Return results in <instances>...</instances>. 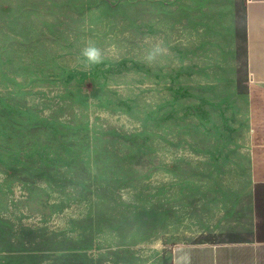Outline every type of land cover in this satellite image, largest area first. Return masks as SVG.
I'll return each mask as SVG.
<instances>
[{
	"label": "rangeland",
	"instance_id": "obj_1",
	"mask_svg": "<svg viewBox=\"0 0 264 264\" xmlns=\"http://www.w3.org/2000/svg\"><path fill=\"white\" fill-rule=\"evenodd\" d=\"M245 3L0 0V264H172L226 223L264 131Z\"/></svg>",
	"mask_w": 264,
	"mask_h": 264
},
{
	"label": "crops",
	"instance_id": "obj_2",
	"mask_svg": "<svg viewBox=\"0 0 264 264\" xmlns=\"http://www.w3.org/2000/svg\"><path fill=\"white\" fill-rule=\"evenodd\" d=\"M245 45L251 82L264 87V0H246ZM259 131V130H258ZM248 149L249 191L210 237L172 249V264H264V131Z\"/></svg>",
	"mask_w": 264,
	"mask_h": 264
},
{
	"label": "clouds",
	"instance_id": "obj_3",
	"mask_svg": "<svg viewBox=\"0 0 264 264\" xmlns=\"http://www.w3.org/2000/svg\"><path fill=\"white\" fill-rule=\"evenodd\" d=\"M84 55L90 64H96L100 62L101 54L99 49L95 47H88L84 50Z\"/></svg>",
	"mask_w": 264,
	"mask_h": 264
}]
</instances>
